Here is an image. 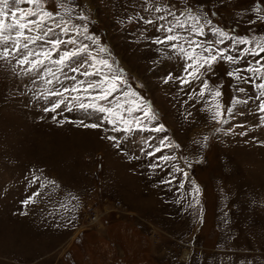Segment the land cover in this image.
Here are the masks:
<instances>
[{
  "label": "rangeland",
  "instance_id": "374dc122",
  "mask_svg": "<svg viewBox=\"0 0 264 264\" xmlns=\"http://www.w3.org/2000/svg\"><path fill=\"white\" fill-rule=\"evenodd\" d=\"M42 3L100 38L108 50L100 55L127 81L109 100L130 86L141 127H84L80 121L98 123L102 114L63 105L45 112L52 86L23 76L15 57L0 60V264H264V112L256 88L264 79L246 71L264 64V53L243 54L264 42L255 11L264 0H76L67 13L52 0ZM153 4L175 5L181 20L187 5L206 15L212 23L197 40L218 39L211 28L228 34L217 47L237 62L218 58L201 70L209 84L203 98L201 81L182 88L175 79L185 76V60L152 43L162 33L141 17L160 15ZM10 16L11 6L6 22ZM236 39L251 43L235 46ZM237 70L241 79L228 76ZM216 89L222 95L213 101ZM161 140L169 146L148 156ZM81 232L87 251L74 245Z\"/></svg>",
  "mask_w": 264,
  "mask_h": 264
},
{
  "label": "snow or ice",
  "instance_id": "6c2138e0",
  "mask_svg": "<svg viewBox=\"0 0 264 264\" xmlns=\"http://www.w3.org/2000/svg\"><path fill=\"white\" fill-rule=\"evenodd\" d=\"M75 2L76 0H52L53 5L64 8L66 13L70 11L69 5ZM22 4L30 5V7L21 8ZM10 6V22H6L9 20ZM173 7L175 5L153 4L152 8L160 15L154 20H145L143 17L141 20L145 24L152 25L156 32L162 33V36L156 37L152 43L164 45L185 60V76L175 77L179 80L181 87L193 81H201L198 95L203 98L206 94L205 90L209 89V84L207 80L202 79L201 70L206 72L218 58L236 63L238 57L228 54L227 48L217 47L229 38L228 34L221 29H210L214 36L219 37L216 40L194 38L206 35V28L212 23L206 15H201L191 5H187L181 12L184 16L181 20L180 16L172 10ZM45 8L46 5L42 3V0H0V60L15 57L23 76L28 77L33 83L40 80L45 85L52 86L45 88L44 98L51 105L43 109L45 112L54 113L63 105L64 110L68 112L78 109L85 113L90 111L93 114H102L98 123L84 124L80 121L79 123L84 127L100 128L107 123L114 126L113 131H131L133 125L140 128L141 118L133 116V113L140 111L141 107L136 101L129 99L136 96L130 86L128 91L109 100V97L117 93L127 81L123 78L122 71L114 67L113 62L100 55L108 51L106 47L101 46L100 38L89 34L87 23H70L65 17L60 16L58 11L45 10ZM255 11L259 22H264V16H259V13L264 12V8H257ZM169 17L172 19L169 20ZM77 19L83 22L88 18L85 15H79ZM250 43L251 41L247 39L234 41L235 46ZM233 50L237 48L234 47ZM261 53H264V42L261 41L256 42L254 49L243 50L244 55L260 56ZM257 64H261V61H257ZM239 71L227 74L239 80L241 79L238 75ZM246 71L253 76L259 74L260 78L264 79V64L260 67L249 65ZM171 79L173 77L169 76L165 82ZM256 88L259 91L258 107L261 112H264V83L256 84ZM237 91L243 92L244 89L238 88ZM210 95L211 99L216 101L222 93L216 89L211 91ZM233 102L240 103V101ZM215 109L214 118H219L217 122H222L224 111L219 103H215ZM231 111V108L227 109V112ZM144 117L149 118V110H144ZM118 124L123 125V129L115 127ZM153 130L160 132L163 130V125ZM108 139L116 138L108 137ZM168 146L164 140H161L160 145L155 146L147 155L155 156ZM174 159L175 157L164 155L157 157V160L166 163ZM151 167L158 168L160 164H153ZM183 175L187 177L188 173L184 172ZM161 183L170 184L172 181L164 180ZM180 186L183 187V184ZM194 191L198 192L199 189ZM35 195L38 196L39 193ZM32 199L29 197L24 204L27 205Z\"/></svg>",
  "mask_w": 264,
  "mask_h": 264
},
{
  "label": "trees",
  "instance_id": "16d2710c",
  "mask_svg": "<svg viewBox=\"0 0 264 264\" xmlns=\"http://www.w3.org/2000/svg\"><path fill=\"white\" fill-rule=\"evenodd\" d=\"M74 245L77 247V249L82 248L84 251H87V248H88V245H89L87 236L84 237V233L81 232V236L79 235L74 240Z\"/></svg>",
  "mask_w": 264,
  "mask_h": 264
}]
</instances>
